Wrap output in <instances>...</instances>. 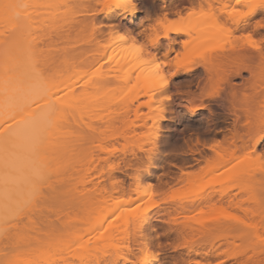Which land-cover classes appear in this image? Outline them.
<instances>
[{"label":"rangeland","instance_id":"374dc122","mask_svg":"<svg viewBox=\"0 0 264 264\" xmlns=\"http://www.w3.org/2000/svg\"><path fill=\"white\" fill-rule=\"evenodd\" d=\"M19 1L26 5L18 9L20 15L14 12L21 16L16 19L25 32L21 50L49 83L48 89L43 85L39 89L53 93L48 108L54 111L43 129V182L28 188L8 210L0 209V264H264L262 256H254L264 250V80L248 92V107L258 115L259 125L249 135L246 151L212 168L202 159L210 151L200 144L219 140L233 117L227 114L226 104L213 107V116L182 106L188 101L186 92L198 93L206 81L201 52L231 45L252 50L239 39L246 34L263 45L264 28L254 32L252 26L264 23V6H257L253 15L247 0L241 4L209 0L190 12L183 8L180 16H168L177 22L168 29L178 28L186 34L169 32L161 38L164 26L150 33L147 29L162 17L164 7L169 8L168 1L142 0L152 22L144 23L146 28L138 39L128 40L126 32L138 28L141 15L130 25L125 13L123 19L114 20L115 27L110 26L99 11L112 0ZM14 3L7 9V0H0L2 32ZM182 6H188L186 0H180L172 11ZM232 8L247 14L230 16ZM240 22H248L253 30H235ZM67 24L66 38L59 27L64 29ZM33 30L37 37L26 39ZM51 31L60 34L52 36ZM157 35L155 49L148 38ZM172 41L174 47L166 60ZM9 44L0 36V58ZM178 53L192 62L186 68H198L168 76L164 89L150 88L147 77L155 65L167 75L175 68ZM111 55L116 58L109 62ZM100 65L104 68L97 71ZM110 68L112 72H105ZM249 78L242 73L232 82L239 85ZM162 93H172L175 105L163 102L168 118L160 122L157 113ZM199 104L193 101L188 106L196 109ZM98 186L97 200L105 192L119 190L118 200L127 205L125 219L114 221L111 216L103 219L100 212L87 213L86 203ZM245 187L253 198L242 194ZM219 194L225 198L220 196L221 200ZM240 199L247 201L234 205ZM139 224L141 234L135 228ZM229 249H247L248 257L225 261Z\"/></svg>","mask_w":264,"mask_h":264},{"label":"bare ground","instance_id":"6f19581e","mask_svg":"<svg viewBox=\"0 0 264 264\" xmlns=\"http://www.w3.org/2000/svg\"><path fill=\"white\" fill-rule=\"evenodd\" d=\"M11 1L13 2V0ZM186 1L188 4L187 7L182 6L180 7V9H177L174 12L172 11V9L180 5V0H175V1L171 0V2H168L169 8L165 10L166 8L164 7V11L162 10V17L160 18L158 16V20L155 19L154 24H152L154 26L153 27L150 26V28L147 29V31L150 33L158 26H161L157 23V21L164 18L168 19V16L172 14L173 15L176 14V16H180V11L183 8L187 12H190L195 7H200L202 3H208L209 0H196V2H194L193 0L192 1L186 0ZM211 1H213L214 3L218 2V0H211ZM12 2L10 3V0H7L6 8L7 6L13 5ZM14 2H15L14 6L16 5V7L15 8L13 7V11L11 14L13 18L11 17L8 22L5 20L6 24L4 25L5 27L3 29V32L0 31L1 38H3L8 43H10L9 44L10 47H8L7 52L4 53L0 58V72H2V76H0V209L2 208L6 210H8L11 207L12 202L14 203V201H17L23 194H25L28 188L34 187L35 184H37V179H36L37 172L38 171L43 172L42 164L44 161L43 151L45 145L43 143L40 145L39 158H37V156L33 152V145L30 137L22 131L25 128V123L29 121L38 120L40 127L44 129L46 124L51 120V117H53V115L51 114L48 108L53 103L51 101L52 100L51 95L53 96V93L51 94L50 91L47 90L44 91L43 88L39 89L40 85L46 86L45 88H47L49 86V83H47V81H45V79L43 78L42 79L35 78L34 73H32V69L36 68L37 71H39V69L32 63L31 57L28 56L27 58H25L24 52L23 50H21V41L22 42L25 41L23 40L25 37L24 35L25 32L24 34L23 32H21L23 31L21 30V21L17 20L19 19V17L21 19V16H19L21 10H18L19 8H21L18 6L21 5V2L19 0H14ZM132 2L135 5L136 8L135 11H129L123 5L116 4L114 0L110 1L107 4V6H105L104 8H102L101 11H99V13L102 14L103 17L110 23V26L113 27H115L114 20L117 18L119 19V17L122 18V16H124L125 13L129 15L128 23L130 25L134 24L136 15H141L140 16L141 19H139V21L137 22L138 24L136 23L138 25V28L132 27L130 30L129 29L128 31L126 30L127 32L124 31L127 33L128 36L127 38H129L128 40H134L136 38L138 39V37H140V35L143 33V30L146 28V27L144 28V23L152 22V19L150 18L147 10L145 9L146 5L144 7L143 4L144 1L142 2V0H132ZM242 2L243 0H238L235 2V4H241ZM10 7L12 8V6ZM16 8L18 12L17 10H15ZM115 9L117 10L116 12L114 11ZM257 9H258L257 7L255 9L251 8L250 15L255 14L257 12ZM14 12L19 13V15H16V13ZM89 15H94V14H89ZM7 16H5L4 19L8 20V18H6ZM69 25L64 29L61 26L59 27L60 31L62 29L61 31L62 34H63V30L69 31L68 28ZM258 25L259 24L256 23L255 25L252 26L254 32L257 30ZM104 26H106V24H104ZM107 27H109L108 24ZM250 27L251 26L249 25L248 22H243V23L240 22L235 24V30H242L245 32L247 31L249 32L251 30ZM173 29H178V28L168 29V33L172 32L175 34L178 33L186 34V32H182L181 30L176 31ZM30 33L32 34L35 33L33 34L34 37L32 36V34H29L26 35L27 36L26 39L30 40V39H35L37 37V34L34 30L33 32ZM50 33L52 34V36L53 34L58 33L57 36L60 34V32L53 33V31H51ZM164 33L165 31L160 36L161 38L168 37V34L164 35ZM51 34L48 35L51 36ZM67 35L63 34V36L66 38ZM158 43H159V39L155 44L149 43V45L152 48L156 49ZM167 47L168 50L164 56L166 60L168 58L167 57L168 53L173 50L174 41L170 42ZM263 47H264V38H263V45H259V48L257 49L251 48L252 50H248L243 48L242 46L238 47L231 45L228 49H224L223 47H217L212 49H206L199 54V57L202 59V63L200 67L204 75L206 76V81L204 82L203 86L199 89L200 91L198 93L195 94V93L186 92L185 95L188 98V101H186L187 103L186 105L184 104L182 106L188 108L193 113L194 111L192 110L194 109H191L188 106L191 105L193 101L206 103L209 105V115L213 116L215 115V112L212 109L213 107L223 108L224 104H226L227 105L226 110L228 112L227 114L233 117L231 123L229 124L230 129L226 128L227 133L221 135V138L219 140L217 139L211 140V143L208 144V146L206 145L207 147L205 146L203 141H202L203 143H201L199 142L200 139L196 138V145H199L201 143L200 145L203 150L207 149L210 151L209 156L206 155L205 157L202 158L203 162H205L207 167L212 168L213 165L223 164L231 159L237 158L239 154L243 155V153L247 149L246 143L249 135L259 125L258 115L256 116V114L253 113L248 107V102L250 99L248 96V92L249 90L257 86L262 80H264V52L262 51ZM115 56L111 55L110 57H108L107 61L112 62L113 60H115L116 58ZM125 57L129 58L126 56V52H125ZM134 60L136 61L137 59H135L134 57ZM102 66L103 65H100L97 68V71L103 70L104 67ZM196 68L198 67L191 66L183 70V73H188L189 71ZM241 69H243V71H241ZM112 71L113 70L110 68L105 72L109 73ZM238 71L240 72V75L235 74ZM105 72L104 74L106 76L108 73ZM242 73H247L250 78L242 79V82L239 85L233 83L232 82L233 79L237 77H241ZM138 75H139L138 77H140L139 73ZM36 92H38L39 95H36L35 94ZM209 93H215V95L209 97L208 95ZM70 95L72 96V94L68 93L66 96L68 97ZM169 95L173 96L172 93H169ZM59 99L57 101H59ZM72 100H73V96H72ZM36 101H39V105H40L39 107L36 106L35 103ZM44 101L46 103H44ZM174 101L175 100L173 96V100L169 102L175 105ZM201 110L207 112L206 109H201ZM136 112L137 111H135V113ZM124 114L126 115L127 113L125 112ZM17 122H19V129L17 128ZM9 125L11 126V130H9ZM256 144L257 142H255L252 147L254 148ZM184 175L187 177L189 176V174L187 173H184ZM42 179H40L39 181L43 182ZM100 188H101L100 186L95 187V189L93 190L94 193L91 194L92 197L88 199L86 203L87 204L86 211H88L87 213L91 212L93 214L94 212H100V214H102L101 217L103 219L107 218L108 216H111L112 220L114 221L125 219V215H123V213L127 210L126 208L127 205H123L121 203V200H118L119 199L118 197L121 195V194L119 195L120 193L119 190L115 189L112 190V192H105V188L103 187L101 191H104L105 193L102 196L99 195L100 198L97 200L95 199V194L96 195L99 194L97 192H99ZM245 188L244 189L241 188L242 194L246 195L247 197H250L247 195L248 191H246L248 190V188L247 187ZM141 193L139 194L142 195ZM225 193H223V195ZM220 196H222V194L221 195L219 194V198ZM223 197L224 196H222V198ZM234 197L236 199L237 198L239 199L240 196L239 197L234 196ZM253 197L251 195L250 198ZM240 200L239 201L237 200L236 201L237 204L235 203L234 205H238V204L241 205L240 202H242L243 204V200L247 201L245 199L241 201ZM253 201H255V199H253ZM151 208L152 206L150 205L147 208H145L144 211L146 212ZM136 219H138L137 216L133 218V221L136 222L137 221ZM188 227L189 225L187 226V228ZM203 227L201 226L200 229L201 228L203 229ZM31 228H35V227H31ZM135 228L137 229L136 231L139 234L142 233L143 227L140 224L137 225ZM92 238H96V236ZM125 239H128L127 233ZM144 246L146 248L147 244L145 243ZM229 250H227L228 253L225 252L224 255L225 261L238 262L248 257L247 249L234 250V252L233 250L230 251ZM254 256L256 258H259L260 256L264 258V250L255 253Z\"/></svg>","mask_w":264,"mask_h":264},{"label":"snow or ice","instance_id":"6c2138e0","mask_svg":"<svg viewBox=\"0 0 264 264\" xmlns=\"http://www.w3.org/2000/svg\"><path fill=\"white\" fill-rule=\"evenodd\" d=\"M258 6H264V4H260ZM19 7H26V5H19ZM124 7L127 9L129 7V5L125 4ZM256 7H254L253 9H255ZM131 10L132 11L136 10L135 5H131ZM246 14L247 13L238 11L236 8H232L229 12V15L233 16V17H242ZM191 15H192V13H189V16H191ZM157 23L159 25L165 27L164 35H167L168 34V28L172 25H175L177 22L174 20H168L167 18H164V19L157 21ZM258 27H264V23L259 24ZM173 30L179 31L180 29H173ZM158 39H159L158 35L157 36H149L148 42L151 44H155ZM239 39L244 41L249 47H251L253 49L259 48V45H257L256 41L253 39L251 34L242 35L239 37ZM184 44H185V47H187L188 41H185ZM191 63H192L191 61L182 59L180 54L178 53L176 56V60H175V68L168 71L167 75L161 74V71L159 70L160 65H158V64L155 65V68L149 73V75L147 77L148 86L154 90L164 89L169 83V80L167 78L168 76H176L177 72L185 70L186 66L190 65ZM241 71H243V69H241ZM32 73H34L35 78L42 79L41 73L39 71H37L36 68L32 69ZM235 74L240 75V72L238 71ZM35 94L39 95L38 92H36ZM208 95H209V97H212L213 95H215V93H209ZM172 100H173L172 95H169L167 93H162V96H161L162 103L158 106V109H159L158 113H157V120L158 121L162 122L168 118L163 102L172 101ZM35 103H36L37 107L40 106L39 101H36ZM201 109L207 110V114L203 115V116H207L209 114V105L206 103H200L199 106L192 111L197 113ZM185 110L188 111V109H185ZM50 111H54V110L50 109ZM13 119H14V117H13ZM17 128L19 129V122H17ZM9 130H11L10 125H9ZM22 131L30 137V139L32 141V145H33V152L37 156V158H39V148H40V145L42 144V137H43V129L40 127L39 121L34 120V121L26 122L25 128ZM36 179H37V181L42 179V172H40V171L37 172ZM223 218L226 220H237L238 219L234 216H224ZM216 219H219V217H217ZM172 222H174V220L169 221V223H172ZM240 223H242V221H240Z\"/></svg>","mask_w":264,"mask_h":264},{"label":"clouds","instance_id":"9594fccd","mask_svg":"<svg viewBox=\"0 0 264 264\" xmlns=\"http://www.w3.org/2000/svg\"><path fill=\"white\" fill-rule=\"evenodd\" d=\"M114 2L116 4H119V5H125V4H128L129 7L127 8L129 11H132L131 10V5H134L132 0H114ZM247 3H248V6L250 8H254L260 4H264V0H247Z\"/></svg>","mask_w":264,"mask_h":264},{"label":"flooded vegetation","instance_id":"af4514ba","mask_svg":"<svg viewBox=\"0 0 264 264\" xmlns=\"http://www.w3.org/2000/svg\"><path fill=\"white\" fill-rule=\"evenodd\" d=\"M168 2L170 1V0H167Z\"/></svg>","mask_w":264,"mask_h":264}]
</instances>
